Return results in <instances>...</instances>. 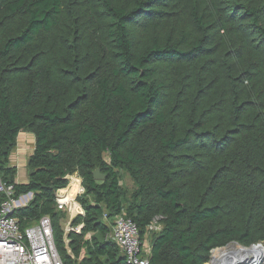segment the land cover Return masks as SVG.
I'll return each mask as SVG.
<instances>
[{"label": "trees", "instance_id": "16d2710c", "mask_svg": "<svg viewBox=\"0 0 264 264\" xmlns=\"http://www.w3.org/2000/svg\"><path fill=\"white\" fill-rule=\"evenodd\" d=\"M74 173L83 226L66 247L55 192ZM0 176L33 193L21 228L51 218L63 264H127L108 236L122 212L149 264L264 246V0H0Z\"/></svg>", "mask_w": 264, "mask_h": 264}, {"label": "built area", "instance_id": "2783aa9c", "mask_svg": "<svg viewBox=\"0 0 264 264\" xmlns=\"http://www.w3.org/2000/svg\"><path fill=\"white\" fill-rule=\"evenodd\" d=\"M67 178V185L55 192V206L57 210L68 213L71 221L84 214L78 201V197L84 193V187L78 174L68 175ZM74 178L78 180L77 189L73 196H69V185ZM15 192V185L4 181L0 176V264H63L55 246L51 218L43 215L37 221L21 228L13 214L17 208L29 203L33 193L15 196ZM162 219V215L154 216L147 226L148 231H158L162 226ZM82 226V223L75 225L77 230L73 231L80 232ZM66 233L67 230L64 229L63 235ZM108 236L119 247L127 264H149V251L146 252L139 239L138 227L123 212L114 216ZM221 248H213L210 259L205 264H216L213 263V251ZM225 262L221 260L217 264ZM240 264H257V261L246 259Z\"/></svg>", "mask_w": 264, "mask_h": 264}, {"label": "bare ground", "instance_id": "6f19581e", "mask_svg": "<svg viewBox=\"0 0 264 264\" xmlns=\"http://www.w3.org/2000/svg\"><path fill=\"white\" fill-rule=\"evenodd\" d=\"M77 185H78V180L74 178V181L70 183L69 187V191H68V195L69 196H73L72 195V190L73 193H75L76 189H77ZM232 244H229L228 246H224L221 249L218 250H214L213 251V256H214V262L213 263H218L221 260H225V264H240L241 260H246V259H253L255 258L254 261L259 260L260 257L263 256V251L255 246H251V247H245V246H241L239 244H237V246L234 245L229 247ZM261 254V255H259Z\"/></svg>", "mask_w": 264, "mask_h": 264}, {"label": "rangeland", "instance_id": "374dc122", "mask_svg": "<svg viewBox=\"0 0 264 264\" xmlns=\"http://www.w3.org/2000/svg\"><path fill=\"white\" fill-rule=\"evenodd\" d=\"M28 149V148H27ZM25 154H27V152H24L23 153V155L26 157V155ZM24 160H25V158H24ZM20 161V166H19V169H21V172H17V174H16V180L18 181V182H23V181H27V177H28V173H27V169H26V164H24V162L25 161ZM23 164H24V167H23ZM23 168H25V171L23 170ZM18 170V169H17ZM75 174V173H74ZM77 174V173H76ZM73 175V174H72ZM74 181V179L71 181V182H73ZM120 184H121V186H122V188L126 191V192H130L133 188H134V184H133V181L130 179V177L128 176V174L127 173H125V172H121V180H120ZM72 192V195L74 194L73 193V190L71 191ZM64 213V215H63V217H61L60 218V225H61V228L64 230H67V233L64 235V236H66V237H64V244H65V246L67 247V243L69 242V239H68V234H69V232L71 231V230H77V228L75 227V226H73L72 224H71V222H72V220L70 221V215L68 214V213H65V212H63ZM70 221V222H69ZM87 237L89 236V234H87L86 235ZM148 243H149V237H148ZM232 245H230L229 247H227V248H230L231 246H233L234 247V245L235 246H237V244L236 243H231ZM228 246V245H227ZM238 247V246H237ZM144 248H145V250H146V252L147 251H149V249L147 250V246H144ZM258 248H260V247H258ZM262 251H263V254H264V248L262 249V248H260ZM68 252H70V250L68 249ZM71 253V252H70ZM259 255H261V254H259ZM82 256H84V254L83 253H81L80 254V256L78 257V258H75V257H73V259H76V261H79L81 258H82ZM251 260H255V258H253V259H251Z\"/></svg>", "mask_w": 264, "mask_h": 264}, {"label": "crops", "instance_id": "0c3cea01", "mask_svg": "<svg viewBox=\"0 0 264 264\" xmlns=\"http://www.w3.org/2000/svg\"><path fill=\"white\" fill-rule=\"evenodd\" d=\"M33 148H34V136H33V134L29 133V132H20L17 135L16 148L11 152L10 157H9L10 164L17 167V169H18L17 172H21V169H19L20 161H23L25 158L24 164H26L29 155L33 151ZM24 152H27V154H25L26 157L23 155ZM24 164H23V167H24ZM23 170L25 171V168H23ZM23 182H26V181H23ZM143 245L148 247L147 250L150 248L147 235L145 236V239L143 241Z\"/></svg>", "mask_w": 264, "mask_h": 264}, {"label": "water", "instance_id": "95a60500", "mask_svg": "<svg viewBox=\"0 0 264 264\" xmlns=\"http://www.w3.org/2000/svg\"><path fill=\"white\" fill-rule=\"evenodd\" d=\"M29 173H31V171H29ZM93 177L94 179L96 180H103L105 178V175L102 174L98 168H96L94 171H93ZM251 246H255V247H261L262 249L264 248V246L261 244V243H256V244H252L250 246H245V247H251ZM264 260V254L262 257L259 258V260H257V264H261L262 261ZM244 260H241L240 262H242Z\"/></svg>", "mask_w": 264, "mask_h": 264}]
</instances>
